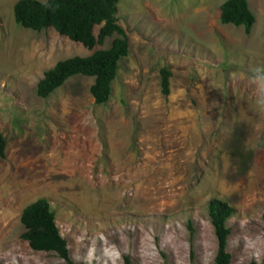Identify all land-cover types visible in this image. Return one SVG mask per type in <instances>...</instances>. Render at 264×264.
Listing matches in <instances>:
<instances>
[{
    "label": "rangeland",
    "instance_id": "rangeland-1",
    "mask_svg": "<svg viewBox=\"0 0 264 264\" xmlns=\"http://www.w3.org/2000/svg\"><path fill=\"white\" fill-rule=\"evenodd\" d=\"M16 1L0 0V264H64L21 238V213L38 199L74 264H213L210 199L232 209L230 264H259L264 0H246L249 33L220 23L225 0H119L128 54L105 104L90 95L92 77H70L46 99L36 85L57 61L116 35L91 51L51 28L24 29Z\"/></svg>",
    "mask_w": 264,
    "mask_h": 264
},
{
    "label": "trees",
    "instance_id": "trees-1",
    "mask_svg": "<svg viewBox=\"0 0 264 264\" xmlns=\"http://www.w3.org/2000/svg\"><path fill=\"white\" fill-rule=\"evenodd\" d=\"M118 1L18 0L14 3L13 19L17 25L33 32L51 28L60 36L91 51L95 46L102 45L106 38L116 35L107 48L94 50L87 56H73L57 61L38 81V97L46 99L68 78L82 75L93 78L89 92L95 104H105L108 101L118 63L128 54L127 38L116 23ZM219 21L223 25L242 27L245 33H249L255 18L246 0H225L219 7ZM160 75L161 92L167 95L170 72L163 68ZM4 149L5 140L0 134V158L4 157ZM207 210L217 241L213 264H230V254L226 251L229 234L226 221L232 215V209L222 200L210 199ZM20 221L24 227L21 238L27 241L32 250L53 252L63 259L64 264H74L69 258L66 241L55 224L54 212L45 199H38L26 206ZM188 227L192 233L191 225L188 224ZM259 264H264V258Z\"/></svg>",
    "mask_w": 264,
    "mask_h": 264
}]
</instances>
